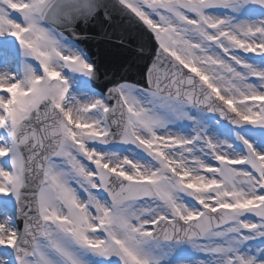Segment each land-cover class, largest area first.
I'll list each match as a JSON object with an SVG mask.
<instances>
[{
	"label": "snow or ice",
	"instance_id": "snow-or-ice-1",
	"mask_svg": "<svg viewBox=\"0 0 264 264\" xmlns=\"http://www.w3.org/2000/svg\"><path fill=\"white\" fill-rule=\"evenodd\" d=\"M0 264H264V0H0Z\"/></svg>",
	"mask_w": 264,
	"mask_h": 264
}]
</instances>
